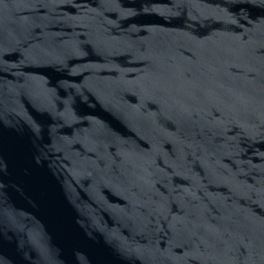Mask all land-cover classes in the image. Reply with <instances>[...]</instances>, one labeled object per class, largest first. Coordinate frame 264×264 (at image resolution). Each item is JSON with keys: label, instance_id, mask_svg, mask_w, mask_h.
<instances>
[{"label": "water", "instance_id": "95a60500", "mask_svg": "<svg viewBox=\"0 0 264 264\" xmlns=\"http://www.w3.org/2000/svg\"><path fill=\"white\" fill-rule=\"evenodd\" d=\"M0 264H264V0H0Z\"/></svg>", "mask_w": 264, "mask_h": 264}]
</instances>
